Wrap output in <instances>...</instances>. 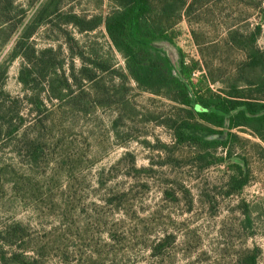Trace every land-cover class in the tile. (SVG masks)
I'll list each match as a JSON object with an SVG mask.
<instances>
[{"label": "rangeland", "instance_id": "374dc122", "mask_svg": "<svg viewBox=\"0 0 264 264\" xmlns=\"http://www.w3.org/2000/svg\"><path fill=\"white\" fill-rule=\"evenodd\" d=\"M48 1L0 0V264H264V141L232 128L231 157L177 143L182 120L203 122L126 79L102 23L90 27L115 3L61 0L37 20ZM184 1L147 59L169 75L188 65L193 100L264 102L247 85L264 72V0ZM212 131L185 133L226 140Z\"/></svg>", "mask_w": 264, "mask_h": 264}, {"label": "trees", "instance_id": "16d2710c", "mask_svg": "<svg viewBox=\"0 0 264 264\" xmlns=\"http://www.w3.org/2000/svg\"><path fill=\"white\" fill-rule=\"evenodd\" d=\"M61 0H49L38 12L37 20L43 19L58 11L57 5ZM115 8L104 18L93 19V28L102 23L111 46L124 58L123 76L133 80L142 89L166 95L171 101L181 105V110L189 116L200 119L203 123H193L182 120L174 127V139L177 143H187L190 146H199L204 152L222 147L228 157H231L234 135L230 129L247 131L264 141V102L253 95L245 96L240 91L231 92L227 96H201L193 100L189 94V84L185 80L189 77L191 68L181 64L177 74L169 75L162 64L156 60L147 59L150 54L144 46L163 49L158 40L170 41L167 27L169 19L175 20L177 12L181 10L184 0H112ZM158 1V7L153 5ZM158 13L151 15L154 8ZM136 44L143 49H137ZM248 66L255 70L261 65L258 58L262 53L257 48L251 49ZM168 58L169 55L167 54ZM174 68L176 63L171 62ZM253 76V74H252ZM247 85L257 87L255 91L264 88V72L253 76ZM194 114H193V113ZM199 129L204 131L218 130L227 137L224 141L207 142L198 137L186 134V130ZM217 132V131H216ZM208 154V153H205ZM264 159V151L261 152ZM236 175L232 176L230 185L234 191H239L247 182V174L240 164H235ZM248 264H254V258L247 259ZM32 264V263H23Z\"/></svg>", "mask_w": 264, "mask_h": 264}, {"label": "flooded vegetation", "instance_id": "af4514ba", "mask_svg": "<svg viewBox=\"0 0 264 264\" xmlns=\"http://www.w3.org/2000/svg\"><path fill=\"white\" fill-rule=\"evenodd\" d=\"M167 54L169 55V58L173 61L172 56L170 55V53H167Z\"/></svg>", "mask_w": 264, "mask_h": 264}]
</instances>
